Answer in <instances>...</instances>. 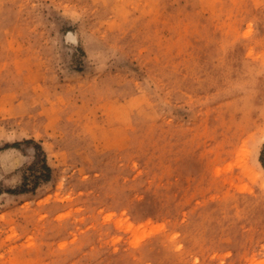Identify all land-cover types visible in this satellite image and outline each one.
I'll return each instance as SVG.
<instances>
[{"label":"rangeland","instance_id":"obj_1","mask_svg":"<svg viewBox=\"0 0 264 264\" xmlns=\"http://www.w3.org/2000/svg\"><path fill=\"white\" fill-rule=\"evenodd\" d=\"M0 264H264V0H0Z\"/></svg>","mask_w":264,"mask_h":264},{"label":"trees","instance_id":"obj_2","mask_svg":"<svg viewBox=\"0 0 264 264\" xmlns=\"http://www.w3.org/2000/svg\"><path fill=\"white\" fill-rule=\"evenodd\" d=\"M12 147H18L19 143L11 145ZM34 155L32 163L27 166L26 171L22 176V182L18 189L11 190L16 192H26L33 190L41 181L48 180L51 174V168L47 164L46 155L41 149V146L35 144Z\"/></svg>","mask_w":264,"mask_h":264}]
</instances>
